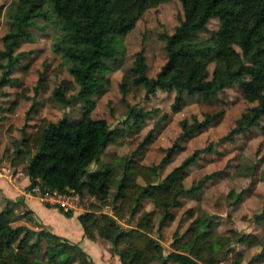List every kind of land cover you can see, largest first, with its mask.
<instances>
[{"label": "trees", "instance_id": "16d2710c", "mask_svg": "<svg viewBox=\"0 0 264 264\" xmlns=\"http://www.w3.org/2000/svg\"><path fill=\"white\" fill-rule=\"evenodd\" d=\"M178 1L183 20L167 40L166 62L153 78H149L144 54L138 52L129 75L122 79L120 91L123 95L131 93L138 97L143 93L150 97L157 91L174 90L176 95L171 110L176 113L183 93L201 94L209 99L228 87L238 86L243 100L255 106L247 109L222 138L230 140L235 134L258 126L264 117V0ZM160 2L13 0L4 12L11 28L3 38L4 49L0 51V88L16 82L11 77L19 59L15 51L22 41H34L29 28L38 27L42 22L44 26H53L55 35L51 49L65 59L73 79L62 81L52 97L64 107L76 101L83 106L81 117L74 121L68 116L56 122L43 119L31 133L22 135L6 161L14 170L22 167L30 181L28 188L38 187L41 193H72L80 198L94 199L88 211L77 216L83 235L91 241L100 239L107 243L109 252L117 255L121 264H221L234 244L251 249L259 245V238L234 229L220 234L219 217L202 210L196 214L192 210L185 212L191 220L188 238L174 231L168 247H164L162 238L157 236L161 234L162 237V228L174 220L171 210L180 205V198L195 195L219 173L205 175L189 189L185 187L189 167L202 153L210 152L211 147L194 151L160 181L157 171L169 162L179 142L218 121L223 111L206 116L203 121L194 116L191 121H180L181 133L158 165L143 166L128 158L120 178L110 169L88 174V168L123 135L120 130H111L106 120L91 117L95 108L93 97L102 96L109 84L106 62L116 60L120 41L145 11ZM213 19L219 24L218 30L200 51L202 57L214 51L215 59L225 65V76L220 79H209L207 64L190 51L192 38L196 33L205 32ZM235 58L239 62L233 67L231 61ZM47 88V83L40 78L34 90L46 91ZM75 89V94L65 96L64 90ZM16 105L13 102L7 112L13 113ZM129 114L133 116V128L138 131L148 114L131 110ZM146 200L152 204L151 210L144 208ZM14 204L6 200L0 210V264H94L77 244L51 233L41 224L37 230L26 225L14 226L19 217ZM52 207L66 218L73 215L59 206ZM104 207H110L111 214L103 212ZM156 215L160 218L157 227L152 220ZM20 216L35 222L30 210H24ZM255 222L264 226V217L259 215ZM39 253L45 262L38 257Z\"/></svg>", "mask_w": 264, "mask_h": 264}, {"label": "rangeland", "instance_id": "374dc122", "mask_svg": "<svg viewBox=\"0 0 264 264\" xmlns=\"http://www.w3.org/2000/svg\"><path fill=\"white\" fill-rule=\"evenodd\" d=\"M12 2L13 0H0L3 9V15L0 16V51L4 49L3 38L11 28L4 12ZM182 20L183 11L178 0H161L156 7L145 11L135 27L120 41L121 49L116 60L106 62L109 84L105 86L102 96L93 97L95 108L91 117L106 120L111 130H120L123 135L107 147L98 162L88 168V174L110 169L120 178L124 161L128 158L143 166L158 165L179 137L180 121H191L192 116L203 121L206 116L223 111L224 114L218 121L179 142V148L169 162L158 169L157 180L160 181L194 151L211 147L210 152L202 153L200 159L189 167L185 187L189 189L205 175L219 173L208 180L195 195L180 198V205L171 210L174 220L162 228V237L161 234L157 236L162 238L164 247H168L174 231H178L184 239L188 238L187 229L191 220L185 212L192 210L196 214L198 210H202L208 215L219 217L220 234L234 229L243 234H255L259 238V245L251 249L234 244L221 264H264V226L255 222L259 215L264 217V117L258 126L245 133L235 134L230 140H222L235 127V122L241 115L255 104L245 102L239 87L235 85L209 99L203 98L201 94L189 96L183 93L182 103L176 113L171 110L176 95L174 90L157 91L155 96L150 97H145L143 93L138 97L131 93L123 95L120 91L122 79L129 75V68L140 51L145 57L147 76L153 78L159 72L167 59V40L175 33ZM38 25L29 28L34 41H22L15 51L19 59L11 77L16 82L0 88V163L5 161L8 164L6 157L17 147L22 135L31 133L43 119L56 122L65 116L71 121L81 117L82 102L76 101L71 106L64 107L52 97L53 91L62 81L73 79L65 59L51 49L55 35L53 26H44L42 22ZM218 27L217 20H211L207 30L196 33L190 43V51L207 64L209 79L225 76V65L215 59L214 51L203 57L200 51ZM238 62L235 58L231 64L236 67ZM40 78L47 83L46 91L34 90ZM75 92L76 89L64 90L66 97ZM13 102H16V108L13 113H8L7 109ZM130 110L133 113L148 114L138 131L133 128ZM138 182L143 184L141 179ZM113 192L114 190L111 194ZM78 201L83 210H88L94 199L84 196L78 197ZM13 208L19 215L14 226L26 225L35 230L40 228L41 223L34 218L35 222L21 218L20 214L24 209L19 211L17 203ZM144 208L151 210L152 204L146 200ZM103 212L111 214V208L104 207ZM152 220L157 227L159 216H154ZM100 244L103 249L109 250L108 244L102 241ZM110 255L115 257L113 253ZM38 257L45 262L40 253ZM60 261L61 259L57 262ZM96 262L112 264L109 257L102 261L98 258Z\"/></svg>", "mask_w": 264, "mask_h": 264}, {"label": "crops", "instance_id": "0c3cea01", "mask_svg": "<svg viewBox=\"0 0 264 264\" xmlns=\"http://www.w3.org/2000/svg\"><path fill=\"white\" fill-rule=\"evenodd\" d=\"M10 174L13 176L12 180L8 179ZM29 183V178L22 171V167L14 170L9 164L2 161L0 163V210L5 205L6 200L15 202L18 204L19 211H22V208L30 210L35 220L51 233L65 238L70 243L77 244L90 256L94 264H98L96 262L98 258L102 261L107 257L112 264H121L117 255L112 258L109 250L101 247L100 242L102 240L91 241L84 237L83 229L77 220V213L66 218L57 208L52 207L53 205L46 204L37 196L29 195Z\"/></svg>", "mask_w": 264, "mask_h": 264}, {"label": "built area", "instance_id": "2783aa9c", "mask_svg": "<svg viewBox=\"0 0 264 264\" xmlns=\"http://www.w3.org/2000/svg\"><path fill=\"white\" fill-rule=\"evenodd\" d=\"M13 176L10 174L8 179L12 180ZM28 194L37 196L46 204L59 206L64 212L78 211L84 213L88 210H83V207L78 203V195L76 194H59L57 192L41 193L38 187L28 189ZM74 212H72L73 214ZM76 213V212H75Z\"/></svg>", "mask_w": 264, "mask_h": 264}]
</instances>
